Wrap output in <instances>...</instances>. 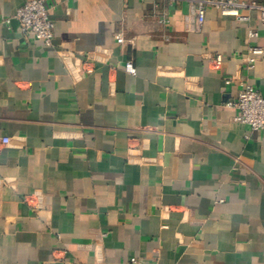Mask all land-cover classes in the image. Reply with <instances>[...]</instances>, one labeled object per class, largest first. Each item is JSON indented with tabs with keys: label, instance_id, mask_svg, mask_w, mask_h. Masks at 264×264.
I'll list each match as a JSON object with an SVG mask.
<instances>
[{
	"label": "crops",
	"instance_id": "1",
	"mask_svg": "<svg viewBox=\"0 0 264 264\" xmlns=\"http://www.w3.org/2000/svg\"><path fill=\"white\" fill-rule=\"evenodd\" d=\"M27 1L0 0V264H264V130L234 106L264 96L262 11L44 0L47 46Z\"/></svg>",
	"mask_w": 264,
	"mask_h": 264
},
{
	"label": "built area",
	"instance_id": "2",
	"mask_svg": "<svg viewBox=\"0 0 264 264\" xmlns=\"http://www.w3.org/2000/svg\"><path fill=\"white\" fill-rule=\"evenodd\" d=\"M208 0H195L194 11L198 16V23L203 24L206 20V3ZM217 6L223 14L236 16L238 19H246L241 15V9H260L262 11L261 20L264 24V5L255 1L247 2L243 0H217ZM16 18L19 22L22 34L29 39L39 41L47 46H51L54 40V21L51 18V8L44 0H28L17 11ZM250 35L259 37L258 30H251ZM119 38V37H118ZM213 62L220 66L223 57L217 55ZM126 69L132 74L137 73L134 63L129 60ZM234 106L238 109L237 120L248 124L253 130H264V96L251 85L244 87L240 92ZM132 262L137 263V258H132Z\"/></svg>",
	"mask_w": 264,
	"mask_h": 264
}]
</instances>
